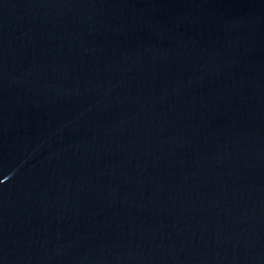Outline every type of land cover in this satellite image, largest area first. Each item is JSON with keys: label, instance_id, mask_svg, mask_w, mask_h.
<instances>
[{"label": "water", "instance_id": "1", "mask_svg": "<svg viewBox=\"0 0 264 264\" xmlns=\"http://www.w3.org/2000/svg\"><path fill=\"white\" fill-rule=\"evenodd\" d=\"M0 264H264V0H0Z\"/></svg>", "mask_w": 264, "mask_h": 264}]
</instances>
